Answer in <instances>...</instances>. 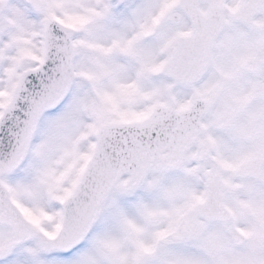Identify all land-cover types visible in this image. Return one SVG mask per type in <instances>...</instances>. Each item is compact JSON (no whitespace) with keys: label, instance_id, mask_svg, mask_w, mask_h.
Returning a JSON list of instances; mask_svg holds the SVG:
<instances>
[{"label":"snow or ice","instance_id":"snow-or-ice-1","mask_svg":"<svg viewBox=\"0 0 264 264\" xmlns=\"http://www.w3.org/2000/svg\"><path fill=\"white\" fill-rule=\"evenodd\" d=\"M0 264H264V0H0Z\"/></svg>","mask_w":264,"mask_h":264}]
</instances>
